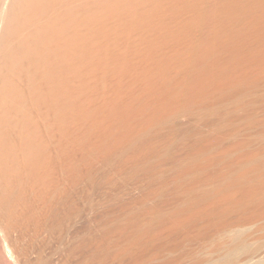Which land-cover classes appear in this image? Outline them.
I'll return each instance as SVG.
<instances>
[{"label": "rangeland", "instance_id": "374dc122", "mask_svg": "<svg viewBox=\"0 0 264 264\" xmlns=\"http://www.w3.org/2000/svg\"><path fill=\"white\" fill-rule=\"evenodd\" d=\"M262 19L264 0H0L22 264H264Z\"/></svg>", "mask_w": 264, "mask_h": 264}, {"label": "bare ground", "instance_id": "6f19581e", "mask_svg": "<svg viewBox=\"0 0 264 264\" xmlns=\"http://www.w3.org/2000/svg\"><path fill=\"white\" fill-rule=\"evenodd\" d=\"M255 1H257V0H255ZM261 1H263V0H261ZM254 2V1H253ZM261 17V16H260ZM259 19V18H258ZM263 19H262V23L261 24H259L258 26H260V25H262V26H264V23H263ZM258 26L256 27L257 29L256 30H261L262 32L264 31V27H262V26H260V27H262V28H258ZM258 30V32L261 34V31H259ZM264 33V32H263ZM262 33V34H263ZM262 37H264V34L263 35H261ZM204 60V61H203ZM202 61H203V63L204 62H206V60L205 59H203ZM4 77V76H3ZM250 77V76H249ZM252 77V76H251ZM250 77V78H251ZM253 78V77H252ZM0 79H1V77H0ZM249 79V78H248ZM247 79V80H248ZM2 80V79H1ZM253 81H254V79H252ZM238 81V80H237ZM237 81H236V83L235 84H237ZM235 82V81H234ZM249 82L250 81H248V83L247 84H249ZM199 83V82H198ZM197 83V90H198V88H199V93L201 94H205V93H203V92H206L207 93V85L204 83V82H202V83H204V84H202L201 82L198 84ZM239 83V82H238ZM235 84H233L231 87H236V85ZM3 85V84H2ZM202 85V86H201ZM205 85H206V87H205ZM231 84H229V86H230ZM238 85V84H237ZM9 86V85H8ZM199 86V87H198ZM201 86V87H200ZM12 87H14V86H12ZM219 87V86H218ZM11 88V87H10ZM12 90V89H11ZM4 91H6V90H4ZM12 91H14V90H12ZM21 91H23V90H21ZM9 92V91H8ZM24 92V91H23ZM10 93V92H9ZM20 93V92H19ZM4 95H6L5 93H4ZM18 95V94H17ZM23 95V94H22ZM9 96V95H8ZM10 96H11V94H10ZM1 97V96H0ZM3 98H6V97H3ZM2 98V99H3ZM10 98V97H9ZM25 98V97H24ZM8 99V98H7ZM19 99H20V97H19ZM23 99V98H22ZM21 99V100H22ZM20 100V101H21ZM1 99H0V104H1ZM4 101V100H3ZM26 101V100H25ZM8 102H9V100H8ZM24 102V101H23ZM23 102H21V104H23ZM8 105H10V104H8ZM6 106V108L7 107H9V106ZM1 106H2V104H1ZM13 107V106H12ZM11 107V108H12ZM3 108V107H2ZM4 108H5V106H4ZM11 108H9V109H11ZM8 109V108H7ZM25 109H26V107H25ZM4 110V109H3ZM2 110V111H3ZM6 110V109H5ZM22 110V109H21ZM0 112V115L1 114H3V112ZM8 111V110H7ZM23 111V110H22ZM25 111V110H24ZM7 113V112H6ZM10 113V112H9ZM20 114V113H19ZM10 115V114H9ZM23 115V114H22ZM7 116V115H6ZM3 117V118H2ZM2 117L0 116V144L2 145L3 143L1 142V141H4L2 138H4V136H6V135H4V132L3 131H5V128H3L2 129V126H3V124H4V122L6 121V120H4V122H3V119H5L4 117L5 116H3L2 115ZM23 118H25L24 117V115H23V117L21 118L22 120H24ZM10 118H8V120H9ZM26 119V118H25ZM21 120V121H22ZM20 121V120H19ZM20 121V122H21ZM18 122V121H17ZM23 122H25V121H23ZM29 123V122H28ZM7 124H8V122H7ZM7 124H5V126L7 125ZM16 124V123H15ZM17 124H19L20 125V123H17ZM21 124H23V123H21ZM25 124V123H24ZM10 125V124H9ZM5 126H3V127H5ZM24 126H26V125H24ZM14 128V127H13ZM16 128V130H18L17 129V127H15ZM20 128V127H19ZM8 129V128H7ZM7 129H6V131H7ZM22 129V128H21ZM3 130V131H2ZM13 130V129H12ZM23 130H25V129H22V132H23ZM26 131V130H25ZM16 133V132H15ZM14 133V134H15ZM13 134V135H14ZM26 135H27V133H26ZM16 136V135H15ZM22 136V135H21ZM23 136H25V135H23ZM28 136H31V135H28ZM27 136V137H28ZM9 137V136H8ZM12 137V136H11ZM20 137V136H19ZM6 138V137H5ZM15 138V137H14ZM20 138H22V137H20ZM24 138V137H23ZM26 138V137H25ZM28 138H30V137H28ZM27 138V139H28ZM35 138V137H34ZM9 139V138H8ZM8 139H7V141H8ZM13 139V138H12ZM11 140V139H10ZM9 140V141H10ZM16 140V139H15ZM25 140V139H24ZM7 141H4V144H5V142H7ZM14 141V140H13ZM12 142V141H11ZM29 142V141H28ZM15 143H17V142H14V145H15ZM32 143V140H31V142H30V144ZM4 144H3V146H4ZM13 144V143H12ZM22 144H23V142H22ZM35 144H36V142H35ZM1 145H0V147H1ZM17 145V144H16ZM24 145V144H23ZM38 145V144H37ZM7 146V145H6ZM6 146H4V147H6ZM13 146V145H12ZM30 146V145H29ZM4 147H2V148H4ZM14 147V146H13ZM12 147V148H13ZM22 147V146H21ZM25 147V146H24ZM9 148V147H8ZM16 148H17V146H16ZM31 148V147H30ZM35 148H37V147H35ZM1 149V148H0ZM15 149V148H14ZM33 149H34V147H33ZM20 150V149H19ZM25 150L27 151V149H26V147H25ZM32 150V149H31ZM23 151V150H22ZM33 151V150H32ZM37 151V150H36ZM2 152V150L0 151V153ZM9 152V151H8ZM12 152V151H11ZM13 152H14V150H13ZM25 152V151H24ZM31 151H29V153H30ZM10 153V152H9ZM23 153V152H22ZM32 153V152H31ZM34 153V152H33ZM36 154V153H35ZM39 154V153H38ZM3 155V154H2ZM31 155V154H30ZM34 155V154H33ZM4 156H6L5 154H4ZM24 156V155H23ZM3 157V156H2ZM9 157V156H8ZM11 157H12V154H11ZM25 157V156H24ZM23 157V158H24ZM1 158V157H0ZM7 158V157H6ZM31 158H32V156H31ZM4 159V158H3ZM1 160V159H0ZM6 160V159H5ZM31 160V159H30ZM37 159H35V161H36ZM26 161H29V160H26ZM34 160H32V162H33ZM35 161H34V163H35ZM1 163H2V161H0ZM7 162V161H6ZM30 162V161H29ZM15 163V162H14ZM37 163V162H36ZM35 163V164H36ZM19 163H17V165H18ZM28 164V163H27ZM30 164V163H29ZM32 164V163H31ZM30 164V165H31ZM34 164V165H35ZM15 165V164H14ZM13 165V166H14ZM20 165V164H19ZM24 165V164H23ZM33 165V164H32ZM28 166V165H27ZM38 165L36 164V167H37ZM15 167H17V166H15ZM21 167H22V165H21ZM20 166H19V168H21ZM24 167V166H23ZM26 167V166H25ZM30 167V166H29ZM27 168V170H30V168ZM33 167H35V166H33ZM32 167V168H33ZM36 167L35 168H33V169H36ZM41 167V166H40ZM0 168H1V166H0ZM7 168V167H6ZM14 168V167H13ZM18 168V169H19ZM38 168V167H37ZM17 169V170H18ZM25 169V168H24ZM41 169V168H40ZM39 169V170H40ZM16 170V169H15ZM22 170V169H21ZM38 170V169H37ZM1 171V170H0ZM2 171H3V167H2ZM5 171V170H4ZM18 171H20V169L18 170ZM23 171V170H22ZM30 171H32V169L30 170ZM26 172V171H25ZM32 172H35V173H39L38 171H32ZM14 173V172H13ZM20 173V172H19ZM28 173V172H27ZM27 173H25V174H27ZM16 174V173H15ZM30 174V173H29ZM34 175V173L32 174V176L34 175V176H36V177H34V178H37V176L39 175L40 176V174H38V175ZM4 175V174H3ZM6 175V174H5ZM19 175V174H18ZM21 175H23V173L21 174ZM41 175H43L42 174V171H41ZM8 176V175H7ZM10 176V175H9ZM28 176H30V175H28ZM32 176H31V179H32V181L33 180H35L34 178H32ZM20 177V176H19ZM23 177V176H22ZM40 177H42V176H40ZM4 178H5V176H4ZM12 178V177H11ZM26 178H28V177H26ZM3 179V178H2ZM1 178H0V181L2 180ZM9 179H10V177H9ZM8 179V180H9ZM21 179V178H20ZM28 179H30V178H28ZM39 178H37V180H38ZM41 179H43V178H40V180ZM6 180V179H5ZM4 180V182H6ZM11 180V179H10ZM15 180H17V181H15ZM23 180V179H22ZM22 180L20 181L19 180V178L18 179H15L14 178V180L13 181H15L17 184L16 185H18V186H14V187H12V185L13 184H11V186L9 185V187H12V188H9V192L8 191H5V190H7L8 188L6 187V185H5V190L3 191V189L4 188H2V184H5V183H3L2 182V184L0 183V264H22V260H24V259H22L21 258V254L20 253H18L17 252V250H16V248L17 247H15L14 246V244L11 242V233H12V231L11 230H14L15 231V229L14 228H16V225H15V219L17 218V219H19L20 220V215H19V211H20V209H25L24 207V202H22V200H21V198L23 197H25V196H19V194H21V191H23V189H25V188H23L24 186V184H22L21 182H22ZM36 180V181H37ZM39 180V182L40 183H42L41 181ZM32 181H31V183H32ZM8 182V181H7ZM10 182V181H9ZM27 182H29V181H27ZM38 182V181H37ZM38 182V183H39ZM30 183V182H29ZM30 183V184H31ZM37 183V184H38ZM26 184V183H25ZM34 184V183H33ZM40 185V184H39ZM29 186V188H30V185H28ZM35 186V185H34ZM39 187V186H38ZM28 188V189H29ZM33 188V187H32ZM40 188H38V190H39ZM34 190V189H33ZM25 191V190H24ZM23 191V192H24ZM36 191V190H35ZM30 192V191H29ZM31 192H32V189H31ZM37 192H39V191H37ZM37 192H34V193H37ZM25 193V192H24ZM27 195H29L30 196V193L28 194L27 193ZM27 197V196H26ZM35 197H37V196H35ZM28 198H30V197H28ZM34 198V197H33ZM25 199H27V198H25ZM31 199H32V197H31ZM30 199V200H31ZM29 200V199H28ZM34 200V199H33ZM33 200H31V201H33ZM34 202V201H33ZM35 202H36V198H35ZM29 203V202H28ZM31 205V204H30ZM26 206H27V204H26ZM28 207V206H27ZM26 207V208H27ZM32 207V209L34 210V208H33V206H31ZM31 209V208H30ZM29 209V210H30ZM25 210H27V209H25ZM33 210H31V212L33 211ZM23 212V211H22ZM27 212V211H26ZM33 213H34V211H33ZM32 213V216L34 215ZM24 215H27V213L26 214H24ZM28 215H30L29 217H31V213L29 214L28 213ZM28 215L26 216L27 218H28ZM7 216H9V218H8V220H6L5 218ZM23 216V215H22ZM26 217H24V219L26 218ZM34 217V216H33ZM33 217H31V218H33ZM30 218V219H31ZM36 218V217H35ZM9 219H10V223L8 222L9 221ZM14 219V220H13ZM29 219V218H28ZM7 222H6V221ZM33 220V219H32ZM35 220V219H34ZM23 221V220H22ZM14 223V225H13V223ZM20 222V224H21V221H19ZM18 222V223H19ZM26 222H28V221H26ZM29 223V222H28ZM27 223V224H28ZM16 224H17V222H16ZM26 225V224H25ZM21 226H23V223H22V225ZM20 226V227H21ZM26 226H28V225H26ZM25 226V227H26ZM12 227V228H11ZM17 227H18V225H17ZM28 228H29V226H28ZM21 229V228H20ZM24 230V229H23ZM26 230V229H25ZM11 231V232H10ZM24 232V231H23ZM26 232V231H25ZM27 233V232H26ZM24 234V233H23ZM23 234L22 235H20V237L21 236H23ZM28 234V233H27ZM14 235V234H13ZM19 236V235H18ZM25 236V235H24ZM13 239V238H12ZM15 239H16V237H15ZM24 238H22V240H23ZM20 240V239H19ZM16 241H17V239H16ZM25 241V240H24ZM22 243V242H21ZM19 244H20V242H19ZM16 245H17V243H16ZM24 248H25V244H24V246H23ZM27 250V249H26ZM25 251V250H24ZM22 253V252H21ZM20 254V255H19ZM25 254V253H24ZM23 254V255H24ZM26 256H27V254H26ZM24 257V256H23ZM29 259V258H28ZM36 259V258H35ZM27 260V259H26ZM33 261H36V260H33ZM29 262V261H28ZM37 262V261H36ZM25 263H27V262H25ZM32 263V262H31ZM46 263V262H45ZM44 263V264H45ZM29 264V263H28ZM33 264V263H32ZM38 264V263H37ZM42 264V263H41Z\"/></svg>", "mask_w": 264, "mask_h": 264}]
</instances>
